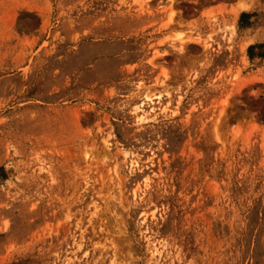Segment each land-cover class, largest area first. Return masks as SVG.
Returning a JSON list of instances; mask_svg holds the SVG:
<instances>
[{
    "label": "rangeland",
    "instance_id": "obj_1",
    "mask_svg": "<svg viewBox=\"0 0 264 264\" xmlns=\"http://www.w3.org/2000/svg\"><path fill=\"white\" fill-rule=\"evenodd\" d=\"M263 44L264 0H0V264H264Z\"/></svg>",
    "mask_w": 264,
    "mask_h": 264
},
{
    "label": "trees",
    "instance_id": "obj_2",
    "mask_svg": "<svg viewBox=\"0 0 264 264\" xmlns=\"http://www.w3.org/2000/svg\"><path fill=\"white\" fill-rule=\"evenodd\" d=\"M259 48H264V44L259 46ZM249 49H252V47H250ZM260 57L264 58V51L260 54Z\"/></svg>",
    "mask_w": 264,
    "mask_h": 264
},
{
    "label": "bare ground",
    "instance_id": "obj_3",
    "mask_svg": "<svg viewBox=\"0 0 264 264\" xmlns=\"http://www.w3.org/2000/svg\"><path fill=\"white\" fill-rule=\"evenodd\" d=\"M148 100L151 102L152 101V99H150L149 97H148Z\"/></svg>",
    "mask_w": 264,
    "mask_h": 264
}]
</instances>
